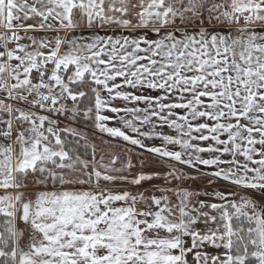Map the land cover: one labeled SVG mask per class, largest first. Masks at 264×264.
Segmentation results:
<instances>
[{
  "label": "snow or ice",
  "instance_id": "1",
  "mask_svg": "<svg viewBox=\"0 0 264 264\" xmlns=\"http://www.w3.org/2000/svg\"><path fill=\"white\" fill-rule=\"evenodd\" d=\"M0 264H264V0H0Z\"/></svg>",
  "mask_w": 264,
  "mask_h": 264
}]
</instances>
